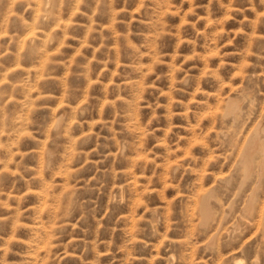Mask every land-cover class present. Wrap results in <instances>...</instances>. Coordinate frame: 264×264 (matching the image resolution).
Listing matches in <instances>:
<instances>
[{"label": "rangeland", "instance_id": "374dc122", "mask_svg": "<svg viewBox=\"0 0 264 264\" xmlns=\"http://www.w3.org/2000/svg\"><path fill=\"white\" fill-rule=\"evenodd\" d=\"M0 264H264V0H0Z\"/></svg>", "mask_w": 264, "mask_h": 264}, {"label": "bare ground", "instance_id": "6f19581e", "mask_svg": "<svg viewBox=\"0 0 264 264\" xmlns=\"http://www.w3.org/2000/svg\"><path fill=\"white\" fill-rule=\"evenodd\" d=\"M28 41L30 42V43H32L33 41H34V38L33 37H28ZM250 163H249V161L247 160V162H246V165H249ZM206 214H208V212H205Z\"/></svg>", "mask_w": 264, "mask_h": 264}]
</instances>
